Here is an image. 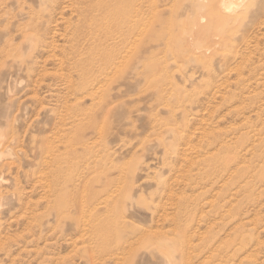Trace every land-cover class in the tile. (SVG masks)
<instances>
[{
    "label": "rangeland",
    "instance_id": "rangeland-1",
    "mask_svg": "<svg viewBox=\"0 0 264 264\" xmlns=\"http://www.w3.org/2000/svg\"><path fill=\"white\" fill-rule=\"evenodd\" d=\"M100 1L2 0L0 264H264V0Z\"/></svg>",
    "mask_w": 264,
    "mask_h": 264
},
{
    "label": "bare ground",
    "instance_id": "bare-ground-1",
    "mask_svg": "<svg viewBox=\"0 0 264 264\" xmlns=\"http://www.w3.org/2000/svg\"><path fill=\"white\" fill-rule=\"evenodd\" d=\"M102 1V0H101ZM101 1H100V3H101ZM103 2V1H102ZM222 2H223V5H222V7H223V9L224 10H227V11H231L232 12V8H233V4H232V2H226V0H222ZM40 3H42V4H45V0H40ZM94 3V2H93ZM145 3H147L146 1H145ZM85 4V3H84ZM95 4V3H94ZM97 4H98V2H97ZM2 5H3V2H2V0H0V23L1 22H3L4 21V18H7L10 14L8 13V12H6V10H4V8L2 7ZM145 5V4H144ZM143 5V6H144ZM97 7H99L98 5H96ZM101 6V5H100ZM100 8V7H99ZM33 10V9H32ZM75 10H77V9H75ZM3 11V12H2ZM234 11V10H233ZM32 15V13L30 14V16ZM84 16V15H83ZM92 16V15H91ZM51 17V16H50ZM88 17V16H87ZM36 18H37V16H36ZM204 18V17H203ZM202 18V19H203ZM8 19V18H7ZM51 19V18H50ZM86 20V19H85ZM89 20V19H88ZM203 20H206V19H203ZM111 21V20H110ZM209 21H210V19H209ZM87 22V21H86ZM108 23H109V21H107ZM211 22H212V19H211ZM210 22V23H211ZM37 24H38V26L40 27V24L37 22ZM109 24H111V23H109ZM144 24H145V22H144V17L141 19V21H140V26L138 27V29H139V31H142V27L144 26ZM35 25V24H34ZM85 25V24H84ZM89 25V24H88ZM127 28H126V30L122 33V38H124V40L125 41H129V39L130 38H133V36H134V30H133V27H132V25L131 26H129L130 25V23L128 22L127 23ZM106 26H108V25H106ZM5 27H7L9 30L11 29V25L10 24H6V26ZM21 27V26H20ZM19 27V28H20ZM18 28V29H19ZM84 28H85V26H84ZM109 31H108V33L106 32V30L104 31V32H106L107 33V35L106 36H109V34H110V36H112L111 35V32H110V30H111V28H109L108 29ZM100 32H101V30H100ZM99 32V33H100ZM103 32V33H104ZM24 33V32H23ZM140 36V35H139ZM34 38V37H33ZM36 38V37H35ZM106 38V37H105ZM108 38V37H107ZM113 38V37H112ZM116 38H117V36H116ZM148 39V38H147ZM207 39V38H206ZM212 39V38H211ZM214 39V38H213ZM167 40H169V39H167ZM212 42V41H211ZM125 43V42H124ZM128 43V42H127ZM168 43H169V41H168ZM123 45H125V44H123ZM121 47H122V45H121ZM141 47H144V44L141 46ZM140 47V48H141ZM117 50V49H116ZM120 50V49H119ZM113 52H115V50L113 51ZM112 57V56H111ZM115 59V58H114ZM112 60V59H111ZM114 60H112V63H115L116 64V62H113ZM110 62V61H109ZM111 63V64H112ZM109 65V67L111 68V66L112 65ZM115 64H113V65H115ZM116 66V65H115ZM110 70V69H109ZM112 70V69H111ZM110 70V71H111ZM111 73H114V69H113V71H111ZM110 73V74H111ZM11 99V98H10ZM3 136V135H2ZM5 137V136H4ZM12 144V143H11ZM164 144V143H163ZM1 146H3V143H0V147ZM8 154V153H7ZM6 154V155H7ZM68 154V153H67ZM5 155V154H4ZM5 155V156H6ZM46 155V154H45ZM50 155V154H49ZM9 156H11L10 154H9ZM2 157H3V155H2ZM49 160V159H48ZM9 162H11V161H9ZM45 162V161H44ZM15 164V163H14ZM11 170V169H10ZM94 234V233H93ZM95 235V234H94ZM109 240H110V236H109V234H107V233H105L104 235H102L101 237H100V239H99V241L101 242V244H105L106 246L105 247H103V248H105L103 251H104V253H106V254H109L111 251H112V247H109L110 245H108V243H109ZM98 241V242H99ZM161 251L162 252H164L163 250H162V247H161ZM105 254V255H106ZM113 254V253H112ZM111 256V255H110Z\"/></svg>",
    "mask_w": 264,
    "mask_h": 264
}]
</instances>
